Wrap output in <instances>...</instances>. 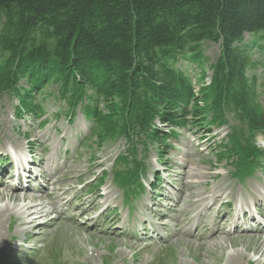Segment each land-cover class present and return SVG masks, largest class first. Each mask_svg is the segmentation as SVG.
Returning a JSON list of instances; mask_svg holds the SVG:
<instances>
[{
  "label": "trees",
  "instance_id": "obj_1",
  "mask_svg": "<svg viewBox=\"0 0 264 264\" xmlns=\"http://www.w3.org/2000/svg\"><path fill=\"white\" fill-rule=\"evenodd\" d=\"M204 41L222 51L199 97L181 62H202ZM260 66L264 0H0V98L16 93L23 110L38 113L26 96L56 84L64 113L82 108L102 143L150 141L156 117L197 100L196 117L210 107L214 121L231 115L246 125L233 146L251 158L260 150L248 132L264 133V75L247 72ZM125 162L129 170L135 163ZM139 176L137 168L133 185Z\"/></svg>",
  "mask_w": 264,
  "mask_h": 264
},
{
  "label": "rangeland",
  "instance_id": "obj_2",
  "mask_svg": "<svg viewBox=\"0 0 264 264\" xmlns=\"http://www.w3.org/2000/svg\"><path fill=\"white\" fill-rule=\"evenodd\" d=\"M249 38L247 35L246 40ZM219 55L220 45L206 42L202 46L203 67L196 63L186 65L185 61L181 62L191 74L196 91L201 88L202 82L210 83L211 66L216 63ZM255 71L260 77L264 75L262 66ZM21 85L27 87L25 81H22ZM258 89L262 92L261 98L264 103V85H259ZM26 97L39 102L38 107L43 111L37 113L33 109L23 110L20 105L22 99L16 93H7L0 98V145L5 146L1 149L0 157H6L11 166V162L14 161L12 152L17 153L18 150H22L21 153L25 157L37 161L45 159V166H35V170L40 174H36L40 177L38 182L31 181V187L29 181L17 183L23 187L15 191L26 188V191L35 190V195L40 196L47 179L55 176L61 191L67 189L69 194L62 198L63 202L56 206V211L51 204L52 199L43 195L42 199L45 201V211L48 215L37 218L34 224L29 226L21 224L20 221L28 215L26 203L13 202L8 196H3L0 200V264H3L5 257L12 259L9 262L5 260L4 264H264V245L261 246L263 247L261 251L257 252L258 244L250 241L255 236L261 235L264 244V232H259L264 229V214L260 213L263 217L258 215L259 212H256L255 203L251 199L260 193L264 199V159L255 158L249 172L239 175L234 172V168L238 167L240 162L231 163L222 155L228 150L224 143H227L232 130L241 128L246 130V125H240L238 119L226 116L225 120L211 122L210 116L195 118L191 102L188 109H180L176 113V116L183 117L184 121L180 123L164 122L159 119L155 121L157 135L153 136L151 145L145 151L142 143L136 138L133 142L122 138L115 142L109 140L102 143L98 136H92V121L81 109L71 121L63 112L67 108V103L59 95L56 84L46 87L43 93L31 92V95ZM223 123L225 125L222 127ZM254 134L257 136V141L251 142L260 149L259 154L264 156V134L248 132L247 137L250 139ZM27 141L30 146L27 145ZM29 150L31 153L28 152ZM123 153L143 161L140 171H145L142 181L144 180L148 187L141 188L140 192L133 191L129 185L123 187L116 182L125 185L130 181V173L127 166L123 165V160H120L121 164L113 166L115 159ZM188 153L192 154L193 161L199 164V167L195 164L191 166L201 168L208 173L206 181L197 184L195 192L202 194L206 190L217 191L218 186L223 184L226 187L227 197L220 201L232 200L234 208L239 206L237 205L239 201L241 205L244 200L248 202L249 207L246 208L252 216L243 217L239 220L240 225L246 228L251 222L256 225L258 231L251 233L239 230L241 236L236 239L238 246L228 242L223 248L210 239L211 232L199 228H190L193 237L179 239L176 237L167 241L168 232L162 229H159V232L153 231L149 214L153 210L160 209L162 213V217L155 218L156 222L171 223L169 217H172L176 211L174 203L178 196L177 191L182 189L181 169H177L176 165L183 164ZM1 165L3 162L0 160ZM10 166L4 173H13L10 171L13 167ZM56 169H59V172ZM67 169L75 170L71 181L67 180L69 177ZM163 169L169 171L163 172ZM103 170H105L104 174H102ZM155 174L160 175V179L154 182ZM36 175L35 178L38 179ZM240 176L247 177L240 179ZM93 178L96 180L93 181ZM0 181H4L0 184V190L5 187L4 185L9 186L11 192L16 188V184L11 186L14 181L11 176L0 177ZM101 181L105 183L100 191L94 186ZM151 181L153 183L150 187ZM78 192H83L82 201L86 202V205L96 202L99 206L91 212L75 211L74 217L66 218L67 212L72 208L69 205L80 194ZM131 193L136 197L129 201L127 197ZM97 194L102 196L105 194L104 199ZM151 199H153L151 209L146 210V207H149L147 203H151ZM28 201L27 203H35ZM106 201L111 205L112 214L114 207L117 206L114 215L119 216V224L117 221L108 222L109 210L103 212ZM220 201L215 207L216 209L218 207L219 215L232 212L225 225L229 232L240 216H235L233 209L228 208L227 203L222 205ZM141 202L145 203L142 204V210H138L137 204ZM135 205V210L129 211L128 206L133 208ZM77 206L78 204H73V208ZM251 207H255V215L261 218V221H251L254 218ZM7 208L9 211H5ZM62 209H66L64 210L66 212L62 213L64 212ZM20 213V224L16 223L14 229L9 231V223ZM112 217L114 219L115 216ZM233 217H236L235 221ZM101 224L103 226H100ZM120 226L127 228L123 229ZM161 231L163 239L158 238ZM232 235L231 233L228 236ZM15 236L17 240H13Z\"/></svg>",
  "mask_w": 264,
  "mask_h": 264
},
{
  "label": "bare ground",
  "instance_id": "obj_3",
  "mask_svg": "<svg viewBox=\"0 0 264 264\" xmlns=\"http://www.w3.org/2000/svg\"><path fill=\"white\" fill-rule=\"evenodd\" d=\"M20 145L22 142L19 143ZM27 141V145H29ZM30 146V145H29ZM5 146L0 145V152L1 149H3ZM32 148V146H31ZM35 149V148H34ZM45 149V148H44ZM47 149V148H46ZM14 150V149H13ZM18 150V149H17ZM15 151V150H14ZM22 150H18V153L20 154ZM33 151V150H32ZM42 151V150H41ZM44 151V150H43ZM14 155V161L11 162V167L14 169V165L17 162V160L21 157L22 155H16L15 152H12ZM23 153V151H22ZM192 154L188 153L186 154V159L183 164H178L176 165L177 169H181L180 171V180H181V187L182 189L178 190V196L176 198V208H175V214L172 217H169L171 223H168L167 221H163L161 224L155 221L156 217H160L162 215L160 209L153 210L150 212V224L155 232H159V229L165 230L168 232L169 238H166L167 240H170L172 238L178 237H193V233L191 232L190 228H199L201 230H207L208 232H211L210 239L214 240L216 244H219L223 248H225V244L228 242H231L233 246H238L239 244L236 243V239L241 236L240 231L238 230L239 228L242 227L240 223H238V219L235 221V226L233 229H230L229 232L226 230V222L227 219L232 216V212H226L222 216L219 215V210L215 208L217 205V202L222 200L224 197H227L226 195V187L223 184H220L218 186L217 191L215 190H206L202 194L199 192H195V188L197 184H201L205 182L206 177L208 176V173H205L201 168H198L199 164L197 165V162H194L192 159ZM44 158V157H43ZM17 159V160H16ZM34 163L40 165V166H45V159H39L37 160H32ZM191 164H195L198 167H193ZM47 166V165H46ZM68 170V169H67ZM74 170V169H73ZM68 170V181H71L74 176L73 173L75 170ZM4 169L1 171L3 175L0 177L5 178L13 176V173L7 172L3 173ZM59 172V169H57ZM36 177H39V175H36ZM79 178V177H78ZM5 181V180H4ZM4 181H0V184H3ZM27 182V181H26ZM21 183V182H20ZM19 184V183H18ZM59 182L58 180L55 179V176H50L46 182V186L44 187V191H42V195L36 196L35 191H26V188H23L24 190L22 191H15L18 188H22L23 186L17 185L14 191L8 188L9 186L5 187L0 190V200L3 198L4 195L8 196V199L13 202H23L26 203V210L28 211L27 217L24 219L21 218V224L24 225H32L36 221L37 218L43 216V215H48V213L45 211V201H43L42 197L43 195L46 196V198L52 199V205L54 211L57 209V205L61 202H63V197L69 192L67 189L64 191H61V189L58 187ZM4 191V193H2ZM187 192L189 194L187 195ZM80 194L77 195L74 201L69 205L71 208V211L67 212L71 217H74L75 211H78L80 213H85L87 211H93L96 210L98 207V204L96 202L90 203L89 205H86V202L84 203L82 201L83 197L81 196L82 193L78 192ZM260 193V191L258 192ZM170 194V193H169ZM108 196V194H107ZM262 196V193L259 195L257 194V197H251L253 202L255 203V207L257 211L262 214H264V199ZM73 198V197H72ZM29 200V201H28ZM28 202H35V203H27ZM67 203V202H66ZM76 203L78 206L76 208H73V204ZM184 203V204H183ZM220 203L228 204V207L233 209L235 212V216L239 217L240 213L243 214H249V211L246 207H249V204L246 200H244L243 204L239 207L236 206L234 208V201L229 200V201H220ZM66 205V204H65ZM162 208V207H161ZM149 209V207H146V210ZM25 210V211H26ZM63 210V209H62ZM65 210V209H64ZM63 210V211H64ZM5 211H9V208H7ZM170 211V210H169ZM217 211L216 213H214ZM3 212V211H2ZM58 212V211H57ZM61 212V211H60ZM215 214V215H214ZM3 215V214H2ZM82 215V214H81ZM252 216V215H251ZM162 217V216H161ZM197 218V220H196ZM109 221H117L119 223L120 218L118 216H115L114 219L112 216H110ZM52 225V224H50ZM29 227H27L28 229ZM125 232V231H124ZM241 232H249L247 229H243ZM259 232H264V230H259ZM233 234L232 236H228L230 234ZM125 234V233H124ZM224 235V236H223ZM264 235V233H263ZM247 239V238H246ZM200 240V239H196ZM241 240H244L241 238ZM263 237L261 235H257L254 238L250 239L251 242H256L257 245V252H260L261 249L264 247L262 244ZM235 242V243H234ZM246 242V241H245ZM263 246V247H261Z\"/></svg>",
  "mask_w": 264,
  "mask_h": 264
}]
</instances>
